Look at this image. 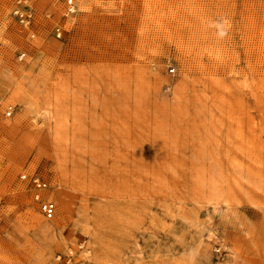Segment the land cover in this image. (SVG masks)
<instances>
[{"label": "rangeland", "instance_id": "rangeland-1", "mask_svg": "<svg viewBox=\"0 0 264 264\" xmlns=\"http://www.w3.org/2000/svg\"><path fill=\"white\" fill-rule=\"evenodd\" d=\"M75 2L0 0V264H264V0Z\"/></svg>", "mask_w": 264, "mask_h": 264}, {"label": "built area", "instance_id": "built-area-1", "mask_svg": "<svg viewBox=\"0 0 264 264\" xmlns=\"http://www.w3.org/2000/svg\"><path fill=\"white\" fill-rule=\"evenodd\" d=\"M66 5V13L69 15H74L77 13V5L75 0H64ZM14 16L21 22L29 24L32 20V14L24 13L20 9H16L14 11ZM57 36H61V29H57ZM25 55L21 54L20 59H22ZM12 114V107L8 108L7 115L10 116ZM20 179L22 181L28 182V184L32 187L34 191V199L38 204L39 211L47 220H52L55 218L57 213L56 204L47 198L41 196L40 192L48 191L52 188L50 182L45 179L40 174H32L29 175L27 173H23L20 175ZM65 263V260L64 262ZM69 263V261H68Z\"/></svg>", "mask_w": 264, "mask_h": 264}]
</instances>
